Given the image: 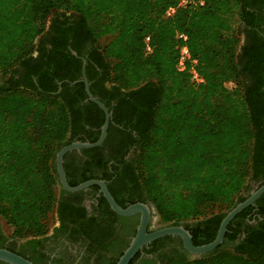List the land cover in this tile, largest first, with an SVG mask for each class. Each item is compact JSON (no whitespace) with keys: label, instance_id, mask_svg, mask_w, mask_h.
Returning <instances> with one entry per match:
<instances>
[{"label":"trees","instance_id":"obj_1","mask_svg":"<svg viewBox=\"0 0 264 264\" xmlns=\"http://www.w3.org/2000/svg\"><path fill=\"white\" fill-rule=\"evenodd\" d=\"M51 15L59 40L48 47ZM182 44L200 83L176 67ZM72 50L111 112L91 148L109 145L114 159L126 140L136 143L132 159L110 165L111 194L114 180L134 182L160 221L213 223L203 237L191 227L193 244L212 240L249 181L264 182V0H0V217L15 238L45 237L54 154L79 133L96 140L104 118L94 102L80 103L83 82L69 83L81 67ZM256 203L255 223L241 231L246 208L238 211L218 246L180 264H264V192Z\"/></svg>","mask_w":264,"mask_h":264},{"label":"flooded vegetation","instance_id":"obj_2","mask_svg":"<svg viewBox=\"0 0 264 264\" xmlns=\"http://www.w3.org/2000/svg\"><path fill=\"white\" fill-rule=\"evenodd\" d=\"M51 18L52 15L47 20L45 31L41 38L43 44L46 42L48 47L51 41L59 40L55 31H53ZM74 55L81 59L80 77L69 81L70 84L80 81L78 79L81 78L86 64L85 57L78 56L76 53ZM61 82L57 81V90L60 89ZM86 100H89L87 96L80 103ZM85 128L87 130L96 129L95 127L88 129L87 125ZM76 136H83V140H88L86 139V134L79 133ZM102 142L99 145H102ZM91 147L72 149L63 155L62 162H65L63 170L66 180L67 182L68 180L72 181L75 185L84 180L99 179L104 181L108 189L109 179H106L105 176H110V180L114 178L110 165L116 157L112 159L110 156L112 149H110L109 145L102 146V149H93ZM135 149L136 143L126 140L119 146L116 160L121 158L125 160L132 159ZM120 167L121 164L119 162L117 170H120ZM261 183H263L261 178L250 180L248 187L242 193L244 198L249 196L251 191L256 189ZM112 191L114 195L109 191L110 194L123 207L134 202H143L148 205L150 217L145 228L147 232L165 225H181L189 232L192 241L191 227L193 232L200 237H203V234L212 228L213 223H197L195 219L178 222L160 221L158 214L153 209V204L139 197L140 190L134 182L124 183L114 180L112 182ZM260 195L254 199L253 204L242 208L246 209L238 219V222L241 223V231L244 223H255V218L258 217L256 200ZM56 197L54 222L45 237H39L35 241L15 238L5 232L0 225V247L8 248L28 258L35 264H114L131 237L135 234L139 213L132 215L117 214L109 207L104 196L99 191V186L94 183L79 190L70 191L64 189L58 182ZM242 235L243 233L240 232V237ZM193 258H195L193 254L183 247L179 235L163 234L143 244L132 255L127 264H180L183 260ZM0 264L7 263L0 261Z\"/></svg>","mask_w":264,"mask_h":264},{"label":"water","instance_id":"obj_3","mask_svg":"<svg viewBox=\"0 0 264 264\" xmlns=\"http://www.w3.org/2000/svg\"><path fill=\"white\" fill-rule=\"evenodd\" d=\"M75 54V51H71ZM84 62V60H83ZM83 82L84 90L87 99L97 104L104 114L103 122L100 126V133L96 140H73L66 144L61 145L54 154V164L56 175L59 184L66 190L75 191L86 187L89 184H97L99 186V191L104 196L109 207L119 215H132L134 213H139V220L136 225L135 234L131 237L126 247L123 249L121 254L118 256L114 264H127L132 255L141 248V246L147 243L149 240L161 236L163 234H177L180 236L183 247L193 254V257H199L200 255L211 251L216 246H218L222 240L224 233L226 231V226L228 222L233 218V216L240 211L243 207L253 204L254 199L264 191V182L261 183L256 189L252 190L250 195L241 201L235 203L231 208H229L225 214L220 219L218 228L212 240L194 245L191 241V235L189 232L183 228L181 225H165L156 230L147 232L145 230L146 224L150 217V209L147 204L143 202H134L127 206L119 205L113 196L110 194L103 180L99 179H88L79 182L75 185L68 184L65 173L62 166L63 155L72 149H79L83 147H91L101 144L106 135V129L111 119V112L108 110L107 106L100 101L96 96H94L89 90V83L86 79L84 72L82 71L81 78L78 79ZM152 206V205H151ZM153 207V206H152ZM154 211L155 208L153 207ZM0 261L7 264H35L28 258L8 249L5 247H0Z\"/></svg>","mask_w":264,"mask_h":264},{"label":"built area","instance_id":"obj_4","mask_svg":"<svg viewBox=\"0 0 264 264\" xmlns=\"http://www.w3.org/2000/svg\"><path fill=\"white\" fill-rule=\"evenodd\" d=\"M186 0H180V4L184 3ZM174 10V7H170L168 9V13L172 12ZM178 37H181L182 39H185L186 36L182 33L177 35ZM146 49H149V44L147 43L146 38ZM189 53L187 50V47L185 44H182L179 48V56L176 63V67L178 70H185L187 69L190 75V79L196 83H200L203 81V77L195 70L193 63V60H190L189 62ZM188 63V64H187Z\"/></svg>","mask_w":264,"mask_h":264},{"label":"rangeland","instance_id":"obj_5","mask_svg":"<svg viewBox=\"0 0 264 264\" xmlns=\"http://www.w3.org/2000/svg\"><path fill=\"white\" fill-rule=\"evenodd\" d=\"M228 86L232 85L231 82L227 83ZM189 99V98H188ZM188 102V100H181L180 103ZM0 225L4 229L5 232L9 233L10 232V227L8 224L5 223V221L0 217Z\"/></svg>","mask_w":264,"mask_h":264}]
</instances>
